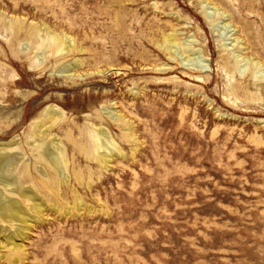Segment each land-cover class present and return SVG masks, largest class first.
Segmentation results:
<instances>
[{"label":"rangeland","instance_id":"rangeland-1","mask_svg":"<svg viewBox=\"0 0 264 264\" xmlns=\"http://www.w3.org/2000/svg\"><path fill=\"white\" fill-rule=\"evenodd\" d=\"M7 153L0 264H264V0H0Z\"/></svg>","mask_w":264,"mask_h":264},{"label":"bare ground","instance_id":"bare-ground-1","mask_svg":"<svg viewBox=\"0 0 264 264\" xmlns=\"http://www.w3.org/2000/svg\"><path fill=\"white\" fill-rule=\"evenodd\" d=\"M200 59V58H197ZM193 58L190 59L189 64L193 63ZM102 131V130H101ZM98 139V135L96 137ZM40 158L44 159L48 163H50L51 169L59 175L62 179H66V174L64 173L61 166V153L58 151V148L55 146H47L43 154H38ZM106 157V155H102ZM15 161V157L11 153L0 154V184L3 185L4 189L9 191L16 190V181L15 177L11 172V167ZM41 173H44L42 167L38 168ZM18 174L21 179L24 181H28L30 178V173L28 170V166L26 164H21L18 168ZM27 199L32 200L33 207L42 209L43 205L39 201L36 193L29 187L26 186L21 192ZM0 217L6 220L20 221L25 222L28 218L26 213L23 211L22 206L19 201L13 197L8 196L2 190H0ZM0 234L9 238L10 232L6 230V228L0 226Z\"/></svg>","mask_w":264,"mask_h":264}]
</instances>
